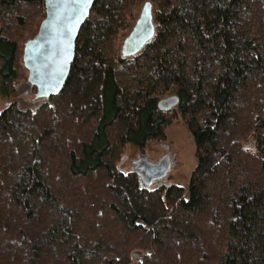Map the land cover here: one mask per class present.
<instances>
[{"label": "trees", "instance_id": "1", "mask_svg": "<svg viewBox=\"0 0 264 264\" xmlns=\"http://www.w3.org/2000/svg\"><path fill=\"white\" fill-rule=\"evenodd\" d=\"M146 1L96 0L60 94L0 110V264H264V0H150L155 35L122 57ZM45 15V0H0L2 94L28 84L36 35L16 29ZM177 115L190 183L142 186L125 150Z\"/></svg>", "mask_w": 264, "mask_h": 264}, {"label": "water", "instance_id": "2", "mask_svg": "<svg viewBox=\"0 0 264 264\" xmlns=\"http://www.w3.org/2000/svg\"><path fill=\"white\" fill-rule=\"evenodd\" d=\"M95 1L45 0V18L37 35L24 42L23 52V65L28 70L27 83L37 99H50L63 90L75 59L79 32ZM155 31L153 3L147 0L122 42V57L137 55L154 37ZM179 101L177 95L165 97L159 102V108L169 111ZM170 164L169 156L154 162L141 155L132 171L139 175L142 186L152 188L165 183Z\"/></svg>", "mask_w": 264, "mask_h": 264}, {"label": "rangeland", "instance_id": "3", "mask_svg": "<svg viewBox=\"0 0 264 264\" xmlns=\"http://www.w3.org/2000/svg\"><path fill=\"white\" fill-rule=\"evenodd\" d=\"M153 9H156L155 4H153ZM22 29L23 28L16 29L22 34L20 35L19 39L28 37L30 29H32V34L30 33L31 36L37 35L39 31V28L37 31V29L32 25H29L28 29ZM35 31H37L36 34ZM124 38L121 39L119 44L120 52ZM23 52L24 46L22 44L20 55V61L22 63ZM20 72L23 75L22 77L26 79L25 81H27L28 70L22 69ZM15 86V89H13L12 94L9 96L0 92V110L10 102H17L23 109H33L35 107V103L33 102L35 99L33 98V91L31 90L30 86L21 80L16 81ZM195 151L196 146L188 126L186 125L183 118L177 115L166 128L165 139L160 141H149L144 148V151H141L137 145L129 144L125 150L122 160L119 163V167L124 171L132 170L136 166V161L141 155L147 156L150 161L154 162H158L163 157L169 156L171 164L167 172L165 184H176L187 187L190 183L192 173L197 165Z\"/></svg>", "mask_w": 264, "mask_h": 264}, {"label": "snow or ice", "instance_id": "4", "mask_svg": "<svg viewBox=\"0 0 264 264\" xmlns=\"http://www.w3.org/2000/svg\"><path fill=\"white\" fill-rule=\"evenodd\" d=\"M89 2H90V0H89Z\"/></svg>", "mask_w": 264, "mask_h": 264}]
</instances>
